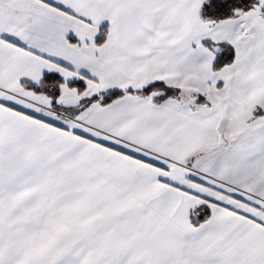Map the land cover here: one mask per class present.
<instances>
[{"label":"snow or ice","instance_id":"1","mask_svg":"<svg viewBox=\"0 0 264 264\" xmlns=\"http://www.w3.org/2000/svg\"><path fill=\"white\" fill-rule=\"evenodd\" d=\"M0 264H264V0H0Z\"/></svg>","mask_w":264,"mask_h":264}]
</instances>
